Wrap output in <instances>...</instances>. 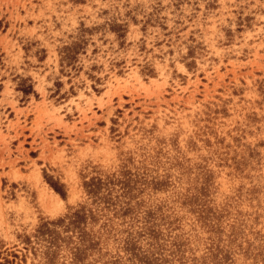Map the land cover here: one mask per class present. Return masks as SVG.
Masks as SVG:
<instances>
[{"label":"rangeland","instance_id":"rangeland-1","mask_svg":"<svg viewBox=\"0 0 264 264\" xmlns=\"http://www.w3.org/2000/svg\"><path fill=\"white\" fill-rule=\"evenodd\" d=\"M79 207L51 264H264V0H0V263Z\"/></svg>","mask_w":264,"mask_h":264},{"label":"trees","instance_id":"trees-1","mask_svg":"<svg viewBox=\"0 0 264 264\" xmlns=\"http://www.w3.org/2000/svg\"><path fill=\"white\" fill-rule=\"evenodd\" d=\"M30 89V88H29ZM24 94L28 93V91H23ZM101 184V180L100 179H90L88 182L84 183V188L86 190V194L87 195H95L98 189V186ZM50 188L54 191V193L58 194L60 196V198L64 197V194L62 193V191L54 184H49ZM85 211L82 207H79L78 209H74L72 212L68 213L67 215H64V217H62L61 219H57L54 221H47L44 222L43 224H41L38 227V230H36V236H34L36 239L38 238H47L44 239V247H45V251L43 252V255L45 256V264H51V257L52 255H54V251L55 249L58 247V245L56 244V240L57 238H55L53 235L55 234L54 231L50 230L48 227L49 225H58L61 224L63 226L64 230H77L76 232H78V238L80 241H82L81 236H82V232L80 231L81 229L79 228L80 224L84 223L85 220ZM60 240V238H59ZM27 244L30 245V241L27 239ZM77 250V249H75ZM8 256L12 257V261L17 258V256L15 254L9 253L7 254ZM73 258L75 259V253H72ZM3 262L0 264H9L12 263V261H8L5 258L1 259Z\"/></svg>","mask_w":264,"mask_h":264}]
</instances>
